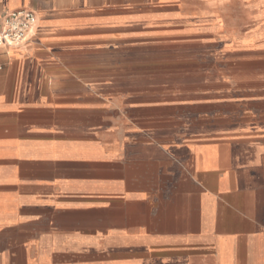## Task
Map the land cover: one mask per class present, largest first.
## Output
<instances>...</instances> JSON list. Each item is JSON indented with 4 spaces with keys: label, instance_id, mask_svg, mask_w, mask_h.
I'll return each instance as SVG.
<instances>
[{
    "label": "crops",
    "instance_id": "crops-1",
    "mask_svg": "<svg viewBox=\"0 0 264 264\" xmlns=\"http://www.w3.org/2000/svg\"><path fill=\"white\" fill-rule=\"evenodd\" d=\"M226 1L0 0L38 20L0 48V264H264V89L151 111L124 63L210 42Z\"/></svg>",
    "mask_w": 264,
    "mask_h": 264
},
{
    "label": "rangeland",
    "instance_id": "rangeland-1",
    "mask_svg": "<svg viewBox=\"0 0 264 264\" xmlns=\"http://www.w3.org/2000/svg\"><path fill=\"white\" fill-rule=\"evenodd\" d=\"M226 10V20L210 31V42L195 39L187 48L131 49L124 60L130 95L142 96L151 111H166L208 101L211 106L219 99L264 89V49L244 48L229 40L237 33L239 20L246 19L238 14L235 0L226 1Z\"/></svg>",
    "mask_w": 264,
    "mask_h": 264
},
{
    "label": "built area",
    "instance_id": "built-area-1",
    "mask_svg": "<svg viewBox=\"0 0 264 264\" xmlns=\"http://www.w3.org/2000/svg\"><path fill=\"white\" fill-rule=\"evenodd\" d=\"M37 23L36 15L26 10L4 15L0 18V48H14L26 44Z\"/></svg>",
    "mask_w": 264,
    "mask_h": 264
},
{
    "label": "bare ground",
    "instance_id": "bare-ground-1",
    "mask_svg": "<svg viewBox=\"0 0 264 264\" xmlns=\"http://www.w3.org/2000/svg\"><path fill=\"white\" fill-rule=\"evenodd\" d=\"M16 49V48H15Z\"/></svg>",
    "mask_w": 264,
    "mask_h": 264
}]
</instances>
